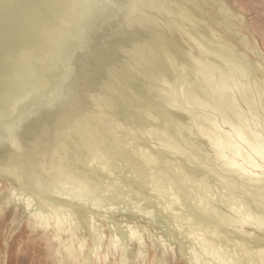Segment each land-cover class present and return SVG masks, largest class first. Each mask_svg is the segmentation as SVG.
Returning a JSON list of instances; mask_svg holds the SVG:
<instances>
[{
  "label": "bare ground",
  "instance_id": "1",
  "mask_svg": "<svg viewBox=\"0 0 264 264\" xmlns=\"http://www.w3.org/2000/svg\"><path fill=\"white\" fill-rule=\"evenodd\" d=\"M32 2L0 0V221L59 264H264V62L226 2Z\"/></svg>",
  "mask_w": 264,
  "mask_h": 264
},
{
  "label": "rangeland",
  "instance_id": "2",
  "mask_svg": "<svg viewBox=\"0 0 264 264\" xmlns=\"http://www.w3.org/2000/svg\"><path fill=\"white\" fill-rule=\"evenodd\" d=\"M34 2H36V0H33L30 6L33 5ZM224 2H226L231 12L237 16L235 22L240 31L247 37L251 47L255 50H259L263 63L264 0H224ZM53 18L52 16L51 20ZM9 40L11 47L21 54L19 59L22 58L26 60V57L24 58L23 55L27 51L24 50L25 48L21 41L17 38H10ZM250 56L252 57L253 55L250 53ZM3 191L6 190L3 189ZM12 217L13 212L7 219L0 221L1 247L4 250L6 242H9L10 245L7 255L4 251L0 254V261L6 262L7 260L8 264H59L56 263L54 256H47L46 241H44L42 234L32 232L23 221L20 224H10ZM147 241L149 240L147 239ZM155 248L159 256L163 255L161 245H156ZM167 258L168 264H173L174 256L172 252L167 253Z\"/></svg>",
  "mask_w": 264,
  "mask_h": 264
}]
</instances>
